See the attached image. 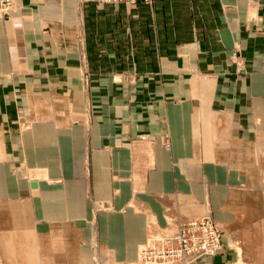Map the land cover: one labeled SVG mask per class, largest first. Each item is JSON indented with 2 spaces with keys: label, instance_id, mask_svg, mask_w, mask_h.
<instances>
[{
  "label": "crops",
  "instance_id": "crops-1",
  "mask_svg": "<svg viewBox=\"0 0 264 264\" xmlns=\"http://www.w3.org/2000/svg\"><path fill=\"white\" fill-rule=\"evenodd\" d=\"M206 216L224 248L194 264H252L230 236L264 234V0H14L0 264L131 263L150 226Z\"/></svg>",
  "mask_w": 264,
  "mask_h": 264
},
{
  "label": "rangeland",
  "instance_id": "rangeland-1",
  "mask_svg": "<svg viewBox=\"0 0 264 264\" xmlns=\"http://www.w3.org/2000/svg\"><path fill=\"white\" fill-rule=\"evenodd\" d=\"M117 2H122L115 0ZM137 1V0H136ZM144 2V1H143ZM124 3V2H123ZM146 4L152 3V0L149 2H145ZM128 8L129 7H134L136 2L132 5H128L124 3ZM14 11V0H10L8 4L6 5V9L2 6L1 0H0V14L3 16H8ZM79 41H81V38H78ZM236 48L233 49V52L230 56L231 61L235 64L236 70L238 72L241 71V62H240V56L239 52H237ZM134 71V70H133ZM87 81H83L84 85ZM208 219H210L213 223L214 226L217 230V233L219 235V244L218 248L215 250L214 253L212 254H206V255H215L217 252L223 250V232L220 228V225L217 224L216 221H214L212 218L206 216ZM202 217V218H206ZM201 218H195L191 220H199ZM190 219H184V220H178L174 225L171 224L168 226L167 229H158L155 228L154 226L149 227V236L145 244L140 246L139 252L137 259L134 262L131 263H126V264H194L198 262L202 257L206 256L203 255L200 257L198 260L185 263L184 259H188L190 257V252L185 248V243L180 244H175L174 246L171 244L169 241L170 237L173 234H176L178 229L182 226V224L191 221ZM181 224V225H180ZM263 231L255 230L253 234H250V236H254V240H243L240 241L235 237V235H231V245L234 248L240 247L241 245H244L245 247H249L251 253V258H250V263H256V264H264V234L262 235ZM262 236V237H261ZM261 237V238H260ZM166 238V240H165ZM256 238V239H255ZM260 238V239H259ZM164 239V241H163ZM259 239V240H258ZM258 240V241H257ZM97 246V245H96ZM171 247H176L181 253L178 254V258H173L170 257L168 253H170ZM150 254L143 256L144 253ZM158 254H164L165 255V260L162 258H159ZM253 255V257H252ZM163 260V261H162ZM241 260H239V264ZM92 264H124V263H119V262H112L108 259L107 256H103V253L101 252L100 249L95 248L93 246V251H92Z\"/></svg>",
  "mask_w": 264,
  "mask_h": 264
},
{
  "label": "built area",
  "instance_id": "built-area-1",
  "mask_svg": "<svg viewBox=\"0 0 264 264\" xmlns=\"http://www.w3.org/2000/svg\"><path fill=\"white\" fill-rule=\"evenodd\" d=\"M10 0H1L2 6L6 9V5ZM122 1L128 5H132L136 0H118ZM144 2H149L150 0H142ZM181 225V224H180ZM166 240V238H165ZM164 241V239H163ZM169 241L174 246L175 244L185 243V248L189 250L190 257L184 259L185 263L193 262L198 260L200 257L206 254H212L218 248L219 235L214 226V223L206 218H201L199 220L188 221L178 229L176 234H173ZM181 252L176 247H171L170 257L178 258V254ZM150 255L146 252L143 256ZM159 258L165 260L164 254H158ZM162 260V261H163Z\"/></svg>",
  "mask_w": 264,
  "mask_h": 264
},
{
  "label": "bare ground",
  "instance_id": "bare-ground-1",
  "mask_svg": "<svg viewBox=\"0 0 264 264\" xmlns=\"http://www.w3.org/2000/svg\"><path fill=\"white\" fill-rule=\"evenodd\" d=\"M242 261H240V263H241Z\"/></svg>",
  "mask_w": 264,
  "mask_h": 264
},
{
  "label": "water",
  "instance_id": "water-1",
  "mask_svg": "<svg viewBox=\"0 0 264 264\" xmlns=\"http://www.w3.org/2000/svg\"><path fill=\"white\" fill-rule=\"evenodd\" d=\"M32 185H34V184H32Z\"/></svg>",
  "mask_w": 264,
  "mask_h": 264
}]
</instances>
